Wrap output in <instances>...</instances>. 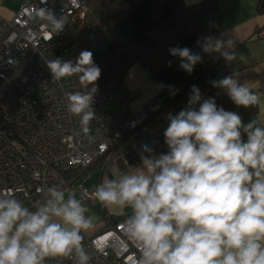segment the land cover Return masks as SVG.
I'll list each match as a JSON object with an SVG mask.
<instances>
[{
	"label": "clouds",
	"instance_id": "9594fccd",
	"mask_svg": "<svg viewBox=\"0 0 264 264\" xmlns=\"http://www.w3.org/2000/svg\"><path fill=\"white\" fill-rule=\"evenodd\" d=\"M53 31L63 18L43 10ZM206 54L237 60L235 40L205 37ZM179 67L191 74L202 57L188 47L169 49ZM171 62H169L170 64ZM52 80L77 77L82 90L66 95V111L79 118L87 136L97 119L93 108L101 68L93 53L81 51L75 62L46 61ZM238 73L210 81L237 107L260 109L245 124L237 112L218 107L193 85L187 107L168 114L167 153L142 145L135 170L95 188V199L118 215L126 242L135 249L132 264H264V107L261 97ZM246 136V139H245ZM38 191L35 208L13 195H0V264H47L51 259L90 264L84 235L95 218L75 192L57 186Z\"/></svg>",
	"mask_w": 264,
	"mask_h": 264
},
{
	"label": "built area",
	"instance_id": "2783aa9c",
	"mask_svg": "<svg viewBox=\"0 0 264 264\" xmlns=\"http://www.w3.org/2000/svg\"><path fill=\"white\" fill-rule=\"evenodd\" d=\"M63 18L62 31H53L43 10ZM264 37V28L256 32ZM121 41L114 23L98 15L87 0H20L10 19L0 17V195H13L25 206L41 201L38 189L57 186L93 204L94 185L85 186L86 171L103 160V173L118 176L148 145L156 154L168 150L167 116L187 107L173 92H159L137 112L130 107L137 92L119 90L116 78L98 85L93 108L97 119L87 136L79 118L66 111L60 81L52 80L46 61L61 57L73 62L81 51H100ZM113 223L83 244L90 264H132L136 249L121 224ZM47 264H72L51 259Z\"/></svg>",
	"mask_w": 264,
	"mask_h": 264
},
{
	"label": "trees",
	"instance_id": "16d2710c",
	"mask_svg": "<svg viewBox=\"0 0 264 264\" xmlns=\"http://www.w3.org/2000/svg\"><path fill=\"white\" fill-rule=\"evenodd\" d=\"M87 3L95 13L108 17L121 35L120 42L92 52L95 64L102 70L97 86L114 78L121 82L137 64L148 71L159 92H173L176 103L187 102L195 85L204 98L212 97L218 107L239 113L245 124L251 121L247 109L237 107L222 89L212 86L210 81L219 77L214 63L197 43L202 44L203 38L220 31L216 0H201L190 6L183 5L181 0H87ZM258 9L264 11V0H260ZM173 47H188L201 55L202 63L196 64L191 74L187 73L179 67L180 59L170 55L169 49ZM70 84L69 91L82 90L77 77H70ZM121 219L111 217L112 222Z\"/></svg>",
	"mask_w": 264,
	"mask_h": 264
},
{
	"label": "crops",
	"instance_id": "0c3cea01",
	"mask_svg": "<svg viewBox=\"0 0 264 264\" xmlns=\"http://www.w3.org/2000/svg\"><path fill=\"white\" fill-rule=\"evenodd\" d=\"M199 1L201 0H181L185 6H190ZM259 2L260 0H216L220 31L212 37L234 39L237 60L227 63L219 53H211L208 56L214 63V70L219 79L234 72L238 73L241 83H247L254 91L258 92L262 107H264V37L256 36V32L264 28V11L258 9ZM19 4L20 0H0V17L10 19L19 8ZM131 69V80L127 81L125 76L120 83L122 86L120 90L122 92L129 90L137 92L136 98L130 104L132 111L137 112L148 99L157 95L160 89L158 84L150 79L146 69L137 64L129 70ZM246 112L252 121L258 117L260 109L249 107ZM100 161L104 162L103 160ZM100 161L86 171V179L82 181L78 179L77 183L82 182L85 186L94 185L97 187L105 180L119 179L121 175L134 171V167L141 163L139 156L135 162L128 163L118 176L112 178L104 175L103 170L100 174L93 172L99 166ZM77 198L81 199L78 196ZM82 203L89 209L86 214L95 218V229L86 233L88 236H93L115 223L112 222L111 217L123 219L127 214L126 212L125 215L120 216L110 211L107 212L97 200L93 204L85 200H82Z\"/></svg>",
	"mask_w": 264,
	"mask_h": 264
},
{
	"label": "rangeland",
	"instance_id": "374dc122",
	"mask_svg": "<svg viewBox=\"0 0 264 264\" xmlns=\"http://www.w3.org/2000/svg\"><path fill=\"white\" fill-rule=\"evenodd\" d=\"M131 72H132V69L129 70V71L126 73L127 81H130L131 78H132V76H131ZM60 83H61V85L64 87V89H69V88L71 87V84H70V77L61 80ZM121 87H122V86L120 85L118 89L120 90ZM133 100H134V99H133ZM133 100H131V102H132ZM131 102H130V104H131ZM104 165H105L104 162H100V163H99V166H97V167L93 170V172H94L95 174H100L101 171H102L103 168H104ZM87 174H88V172H87ZM104 208H105V207H104ZM90 209H92L91 206H90ZM105 209H106L107 212L110 211L111 213L116 214V213L114 212V210H110V209H108V208H105ZM126 212H127V210L125 211V213H126ZM116 215H118V214H116ZM120 216H123V215H120Z\"/></svg>",
	"mask_w": 264,
	"mask_h": 264
},
{
	"label": "water",
	"instance_id": "95a60500",
	"mask_svg": "<svg viewBox=\"0 0 264 264\" xmlns=\"http://www.w3.org/2000/svg\"><path fill=\"white\" fill-rule=\"evenodd\" d=\"M115 222H117V221H115Z\"/></svg>",
	"mask_w": 264,
	"mask_h": 264
}]
</instances>
